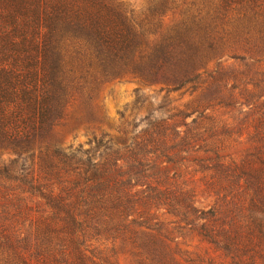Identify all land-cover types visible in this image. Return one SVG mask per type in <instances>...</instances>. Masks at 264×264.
Wrapping results in <instances>:
<instances>
[{
	"label": "rangeland",
	"instance_id": "1",
	"mask_svg": "<svg viewBox=\"0 0 264 264\" xmlns=\"http://www.w3.org/2000/svg\"><path fill=\"white\" fill-rule=\"evenodd\" d=\"M123 1L184 23L196 62L108 82L56 129L66 158L36 151L0 175V259L264 264L246 229L264 206V0Z\"/></svg>",
	"mask_w": 264,
	"mask_h": 264
},
{
	"label": "trees",
	"instance_id": "2",
	"mask_svg": "<svg viewBox=\"0 0 264 264\" xmlns=\"http://www.w3.org/2000/svg\"><path fill=\"white\" fill-rule=\"evenodd\" d=\"M162 16H139L123 0H0V152L14 156L0 162V175L36 151L66 158L53 147L56 129L77 104L92 106L108 82L131 74L156 80L167 65L189 69L196 59L184 23L174 32ZM15 172L28 176L26 168ZM248 222L247 236L264 242L263 205Z\"/></svg>",
	"mask_w": 264,
	"mask_h": 264
}]
</instances>
